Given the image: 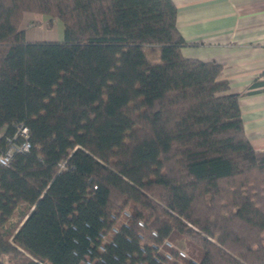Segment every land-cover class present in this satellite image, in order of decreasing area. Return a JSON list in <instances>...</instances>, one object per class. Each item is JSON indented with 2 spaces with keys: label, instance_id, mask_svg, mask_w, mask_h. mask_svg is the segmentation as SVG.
<instances>
[{
  "label": "trees",
  "instance_id": "1",
  "mask_svg": "<svg viewBox=\"0 0 264 264\" xmlns=\"http://www.w3.org/2000/svg\"><path fill=\"white\" fill-rule=\"evenodd\" d=\"M26 12L64 38L28 40ZM177 17L174 0H0V264H264V150Z\"/></svg>",
  "mask_w": 264,
  "mask_h": 264
},
{
  "label": "crops",
  "instance_id": "2",
  "mask_svg": "<svg viewBox=\"0 0 264 264\" xmlns=\"http://www.w3.org/2000/svg\"><path fill=\"white\" fill-rule=\"evenodd\" d=\"M174 2L179 29L189 42L183 53L223 63L229 92L241 94L246 134L256 149L264 150V0ZM22 27L30 41L64 36L63 22L45 14L26 12Z\"/></svg>",
  "mask_w": 264,
  "mask_h": 264
},
{
  "label": "built area",
  "instance_id": "3",
  "mask_svg": "<svg viewBox=\"0 0 264 264\" xmlns=\"http://www.w3.org/2000/svg\"><path fill=\"white\" fill-rule=\"evenodd\" d=\"M20 131L22 132V133H24V134H27L28 133V128L26 127V126H24V125H21L20 126ZM30 147V143L28 142V141H26L24 144H23V146L21 147V148H19V149H28ZM14 148L15 147H11V148H9L5 153H0V162L2 163V164H7L9 161H10V159L12 158V156H13V152H14ZM125 213L127 214V215H129V213L127 212V211H125ZM140 223L141 224H143V222L142 221H140ZM114 231H118L116 228H114ZM164 244L165 245H167V247H171V248H176V246L174 245V243L172 242V241H170V240H165L164 241ZM102 250H104L105 249V247L104 246H102L101 245V247H100ZM177 252H178V256L180 257V258H186L188 255H187V252L184 250V249H182V248H177ZM165 257L168 259V260H172V259H174V257H175V255H174V253H172V252H170V251H166L165 252ZM87 263H89V264H91V261H89V260H87ZM180 264H186L183 260H181L180 261Z\"/></svg>",
  "mask_w": 264,
  "mask_h": 264
},
{
  "label": "rangeland",
  "instance_id": "4",
  "mask_svg": "<svg viewBox=\"0 0 264 264\" xmlns=\"http://www.w3.org/2000/svg\"><path fill=\"white\" fill-rule=\"evenodd\" d=\"M41 22H42V21H41ZM47 23H48V22H45L46 25H48ZM41 24H42V23H41ZM56 29H58V28H56ZM56 29H55V30H56ZM57 36H58V35L55 34L53 37L58 39ZM59 38H60V37H59ZM61 38H62V36H61ZM61 38H60V39H61ZM63 38H64V36H63ZM63 38H62V39H63ZM60 39H58V40H60ZM62 39H61V40H62ZM50 40H51V39H50Z\"/></svg>",
  "mask_w": 264,
  "mask_h": 264
}]
</instances>
